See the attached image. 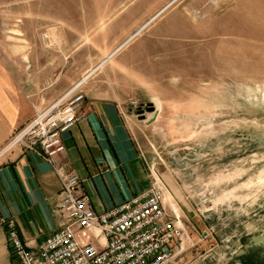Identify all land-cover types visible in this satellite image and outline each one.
Instances as JSON below:
<instances>
[{
	"label": "rangeland",
	"instance_id": "obj_1",
	"mask_svg": "<svg viewBox=\"0 0 264 264\" xmlns=\"http://www.w3.org/2000/svg\"><path fill=\"white\" fill-rule=\"evenodd\" d=\"M2 1L0 51L18 61L38 109L104 61L82 89L91 99L122 102L144 125L138 143L184 223L174 264H264V11L256 10L264 7L250 0ZM150 102L159 111L146 124L138 112L152 116Z\"/></svg>",
	"mask_w": 264,
	"mask_h": 264
},
{
	"label": "crops",
	"instance_id": "obj_2",
	"mask_svg": "<svg viewBox=\"0 0 264 264\" xmlns=\"http://www.w3.org/2000/svg\"><path fill=\"white\" fill-rule=\"evenodd\" d=\"M5 2L0 0V8ZM249 4L264 7V0ZM13 56L0 51V264H14L7 220L15 221L20 238L31 250L65 223L54 212L62 185L51 164L20 145L8 147L41 111L26 95ZM82 112L77 123L62 134L66 150L58 161L79 175L80 191L101 213L144 191L154 169L137 140L136 129L144 125L135 121L122 102L86 96Z\"/></svg>",
	"mask_w": 264,
	"mask_h": 264
},
{
	"label": "built area",
	"instance_id": "obj_3",
	"mask_svg": "<svg viewBox=\"0 0 264 264\" xmlns=\"http://www.w3.org/2000/svg\"><path fill=\"white\" fill-rule=\"evenodd\" d=\"M85 82L37 112L8 144L10 148L20 145L51 164L62 185L54 212L65 221L31 250L20 238L15 221L7 220L14 264H174L184 249V223L167 206L157 173L152 172L144 191L98 213L90 197L80 191L79 175L58 161L66 150L62 134L83 116Z\"/></svg>",
	"mask_w": 264,
	"mask_h": 264
},
{
	"label": "water",
	"instance_id": "obj_4",
	"mask_svg": "<svg viewBox=\"0 0 264 264\" xmlns=\"http://www.w3.org/2000/svg\"><path fill=\"white\" fill-rule=\"evenodd\" d=\"M147 111L148 112H153L152 116H150V117L147 116L146 113H144V111L141 110V111L138 112V117H139L138 119L145 121L146 124H149L154 119H156V116H157L158 111H159V105H158V103H156V106H154V104L151 103V102L148 103V105H147Z\"/></svg>",
	"mask_w": 264,
	"mask_h": 264
},
{
	"label": "bare ground",
	"instance_id": "obj_5",
	"mask_svg": "<svg viewBox=\"0 0 264 264\" xmlns=\"http://www.w3.org/2000/svg\"><path fill=\"white\" fill-rule=\"evenodd\" d=\"M171 3H172V2H170L169 4H167L166 6H164V8H163L161 11H159L158 14H156V15L153 16L151 19H149V21H147L142 27L138 28L136 31H139L140 29L145 28L146 25H148V22L150 23V22H152L154 19H156L157 16H159V15H160L165 9H167V8L171 5ZM134 33H135V32H134ZM133 35H135V34H133ZM129 41H130V39H128L127 41H125V42L122 44V46H123V45H126ZM122 46H121V47H122ZM117 49H118V48H117ZM119 49H120V48H119ZM119 49H118V50H119ZM116 51H117V50H116ZM116 51H114L111 55H113ZM103 63H104V61L101 62L96 68L92 69L88 75H85V77H84L83 80L86 81V79L89 77V75H90L91 73H94V71H95L96 69H98Z\"/></svg>",
	"mask_w": 264,
	"mask_h": 264
}]
</instances>
